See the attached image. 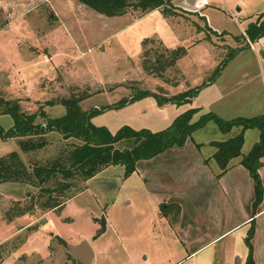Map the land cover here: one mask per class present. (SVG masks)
I'll use <instances>...</instances> for the list:
<instances>
[{"label": "rangeland", "instance_id": "1", "mask_svg": "<svg viewBox=\"0 0 264 264\" xmlns=\"http://www.w3.org/2000/svg\"><path fill=\"white\" fill-rule=\"evenodd\" d=\"M202 1L195 0L192 6L186 0H171L170 13L162 12L160 6L146 12L127 8L122 14L108 16L77 0H0L1 97L17 98L25 112L37 111L41 105L47 116H57L64 112L63 105L43 104L45 99L85 92L79 104L86 109L112 103L138 88L169 95L200 83L223 57L240 46L209 90L201 91L202 86L189 101L160 104L152 94H146L96 112L90 121L110 131L123 123L156 130L195 104L201 105L203 112L208 109L222 118L264 111V34L250 41L244 33L245 24L264 12V0H207L208 4L198 9L201 4L196 2ZM80 35L82 43L70 40ZM36 38L48 40L34 46ZM87 45L92 46L83 52L81 48ZM178 46L184 47L185 53L161 68L169 49ZM45 53L59 57L53 66L47 63L38 72L34 57ZM35 120L43 119L37 115ZM11 123L8 113H0L3 128ZM231 129L236 132L238 127ZM222 136L213 120L191 132L194 140L203 141V154L213 150L207 140H221ZM43 137V146L21 151L17 137L0 136V155L16 150L31 170L33 165L48 164L64 155L78 142L55 132ZM256 137V128L245 130L241 153ZM170 151L163 155L158 169L150 167L147 172L138 162L134 171L123 176L121 165L109 164L86 180L77 175L70 178L68 188L50 192L43 188L56 185L58 176L41 185L28 180L0 182V264H69L73 256L67 245L82 237L95 249L91 238L99 234L95 233L101 221L104 231L97 245L104 253L96 252L90 264H243L246 246L237 237L242 228L208 241L210 234L227 226L212 195L218 188L205 189L209 185L205 175L201 189L189 187L186 175L177 177L166 167L165 161L178 156ZM227 178L233 189H251L245 175L236 178L230 174ZM146 188L175 189L173 193L181 195V199L175 194L164 195L163 200L172 199L170 203L163 201L165 220L158 216L154 199L144 194ZM47 195L50 202L59 203L46 206ZM180 200L182 207L177 203ZM210 202L214 213L220 212L219 221L217 215L213 218L217 223L209 220L211 210L204 209L210 208ZM189 203L198 208L188 210ZM235 217L238 220L240 212ZM260 218L264 223V214ZM193 220L196 225H188ZM33 233L42 240L33 258L27 259L18 253L25 250V241ZM259 247L258 253L263 254L264 242ZM256 261L264 264V257L260 255Z\"/></svg>", "mask_w": 264, "mask_h": 264}, {"label": "trees", "instance_id": "2", "mask_svg": "<svg viewBox=\"0 0 264 264\" xmlns=\"http://www.w3.org/2000/svg\"><path fill=\"white\" fill-rule=\"evenodd\" d=\"M87 5L93 10L108 16L119 15L127 8L139 9L142 12L161 6L162 12L170 13L171 0H77ZM211 32H216L207 26ZM244 33L250 41L255 40L264 34V12L257 14L253 20L248 21L244 27ZM179 49V50H178ZM240 46L235 48L228 55L223 57L210 71L209 75L200 83L189 86L169 95L160 94L156 91L138 88L128 96H122L118 100L109 104L91 106L83 109L79 101L87 94L71 93L68 95L49 98L43 104L52 105L59 103L63 105L64 112L57 116H47L42 106L37 111L25 112L19 108L18 99H4L0 94V113H8L12 118L10 126L3 128L0 125L1 138L17 137V144L21 151L37 149L45 144L44 134L55 132L62 138H73L78 142L67 149L64 155L57 156L48 164L33 165L31 170H27L16 150H10L0 155V182L2 181H23L34 185H41L57 177V184L53 187L45 186L43 189H66L69 187V180L78 175L81 180H86L97 171L109 164H119L122 166V175L127 176L135 169L137 161L149 158L171 146H181L191 132L204 125L208 120H213L222 133H229L232 127H238L236 132L230 133L221 140H212L210 143L215 147L211 157L222 172L228 164L230 158L240 155L239 162L247 169L252 180L253 196L252 204L259 202L262 196V185L257 168L261 165V157L264 156V111L251 115H236L230 118H222L211 110L201 111L195 119L191 117L199 110L198 106H190L177 113L170 123L163 128L151 130L147 127H132L128 124L119 125L114 131H110L106 126L93 124L90 116L96 112L109 107H117L132 99L152 94L157 103H181L191 99V97L204 85L213 81L220 73L226 61L230 59ZM178 50V51H177ZM185 53L184 47L178 46L169 49L168 59L161 63V68L172 64L174 60ZM155 61L160 63L158 58ZM1 93V92H0ZM39 115L41 120H35ZM256 128L257 139L251 144L249 149L241 153L240 147L243 141V131L246 128ZM123 142L121 146L116 144ZM198 145V143H197ZM58 174V175H57ZM59 202L49 201L46 197V206L52 207ZM165 205H159V211L165 215ZM178 210L175 207V211ZM252 219V218H251ZM99 228L95 234L100 233L104 228V223L99 222ZM253 225L249 226L243 241L247 247V253L243 264H255L252 256V246L250 237ZM69 264H78L73 258Z\"/></svg>", "mask_w": 264, "mask_h": 264}, {"label": "crops", "instance_id": "3", "mask_svg": "<svg viewBox=\"0 0 264 264\" xmlns=\"http://www.w3.org/2000/svg\"><path fill=\"white\" fill-rule=\"evenodd\" d=\"M194 3H195V0H194ZM194 3L191 5L194 6ZM196 3L201 4V6L199 5L198 9H200L201 7L208 4L207 0H203L202 3L201 2H196ZM200 15L204 16L201 12H200ZM54 32H51V34H53ZM81 33H83V32L81 31ZM33 37L35 38V36H33ZM73 37H75V36H73ZM73 37L72 36L70 37L71 41L72 40L77 41L78 43H82V41H84L83 35L76 37V40ZM36 39H37V41L34 39V42H33L34 46H37L36 42H38V44H39V42H44V44H46V41L48 40L47 38H44V39L36 38ZM91 46L92 45H87V46H85V48L83 47L81 49H83V52H85V50L87 51L88 49L91 48ZM251 46H252V43H251ZM60 52H62V54L64 53L63 50H61ZM70 53L72 54V52H70ZM64 55H65V53H64ZM64 55H60V58H62V56H64ZM57 57H59V56H57L55 54L53 56L52 53H50V54L45 53L42 55L38 54L34 57L35 58L34 59V66L36 68H38L37 71L40 72L41 68H45L47 66V63H50V66H53V61H55V59ZM38 72H36V73H38ZM218 75L215 77V79L213 81L204 85L202 87L201 91H204V90L208 91L209 90L208 88H210L214 84ZM37 89L40 90L38 87H37ZM212 103L213 102H211V103L209 102L207 104H212ZM190 106H193V105H190ZM194 106H198V105L195 104ZM198 107H199V110L196 111L194 114H199L201 111H203V109L201 108L202 107L201 105H199ZM208 107H210V106H208ZM125 124H127V123H125ZM246 129H244V131H243V141H242V144L240 147L241 151H242L241 148H242V145L244 142V132ZM230 132L232 133L234 131H232V129H231L229 131V134H230ZM227 134L222 133L223 136L221 137V139H224L225 137H227ZM257 137H258V131H257ZM257 137L253 138L252 141L254 142V140H256ZM210 141H212V140H207V142L210 145H212L210 143ZM197 143H198V145H197ZM202 144H203V141L194 140L190 135V137L187 138L181 146H177L179 149L178 148L173 149V146H171V147L163 150L162 152H160L154 156H151V157L145 158V159H140L139 161H137V163L141 162V165H143V167L145 168V170L147 172H148L150 167H154V168L158 169L159 165L162 162L161 159H162L163 155L167 152V150H171L170 152L173 153V155L178 154V156H176V158H172L171 160L165 161L166 165H167L166 167L168 168V170L170 172L172 171L173 173H175L177 177L186 175V177L188 178V182L191 183V185L189 187H193V189H201L200 181L206 176L207 177L206 179L209 180V185L205 189H210L213 185L216 188H218V189H213L212 195H214V197H216V198H214V200L216 199L215 203H219L218 205H220V209L223 212V214H221V218L223 219V221L225 220V223H227V226L225 229L220 230L219 232H214L213 234H210L211 236L208 238L209 240L208 239L207 240L211 241L220 235L230 234L232 231H235L238 228H242V229L238 233L237 237L243 240V237L246 235V233L249 229V226L252 223L253 230H252V234L250 237V241H251V246H252V256L254 259V263L257 264L256 258L259 257L260 255L262 257H264V249H263V254L258 253L259 248H260L259 243L264 242V223H262L263 221H261L262 219L260 218L264 214V156H262L260 158L261 159V165L257 168L259 178L261 181V185H262V196H261V199L259 200V202L256 203L255 205H253L251 203L252 202V196H253L252 180H251V178L247 172V169L239 162L240 155H237L235 157L230 158L228 161L227 167L222 172H220V169L218 168L217 164L215 163V161L211 157V154L214 151L215 147L212 145L213 150L209 151L207 154H203L200 151ZM170 172H169V176L173 177L174 175L172 176ZM230 174L232 176H235L236 178H237L238 174L245 175L248 178V184H250L251 189H240V188L238 189L237 187H235V189H233L232 186L231 185L229 186V184H228L227 176ZM145 175H146L145 177L144 176H142V177L145 178V183H146V181L148 182L149 180H148V174H145ZM211 179H212V182H211ZM170 181H172V180L170 179ZM143 191H144V194H146L147 196L152 197L154 199L155 203L157 204L158 216L165 220V218H166L165 215H163L159 212V205L161 203H163V201H166V203L167 202L170 203L172 201V199L171 200L170 199L169 200H167V199L163 200V197L165 194L167 196H173V194H175V193H173V191H175V189H148V188H146V189H143ZM174 197H176L177 199L178 198L181 199L180 194H175ZM177 203L181 204V207L183 206L182 200L178 201ZM194 205H195V203H192V205H190V203H189L188 210H193V209L198 208L197 205H195V206ZM204 209L205 210L206 209L211 210L210 214H207L209 217V220H213V222L215 223L216 221L213 218L217 215V221H219L218 217H220V212L218 210H215V213H214L213 202H210V208H207L204 206ZM217 209H218V207H217ZM236 212L237 213L240 212V214H241V217L238 220L236 218L237 215L235 218H233L235 216ZM193 222H194V220H193ZM196 223L197 222H194V223L188 222V225H194L195 226ZM18 229H20V228L15 229V231L16 230L18 231ZM102 234H103V232H101L97 236H95V237L93 236V238H91L92 243L96 244L95 249L93 248V244L91 246V243L88 242L91 249H92L91 260L88 264L91 263L96 252L98 254L104 253L103 247H100L99 245H97V240L100 239ZM80 239H84V238L81 237V238H79V240ZM41 240H42L41 236H39L35 233L29 235V237L25 241V242H27L24 246L25 250L20 251L18 253V255L24 254L25 258H27V259L33 258V257H31L32 253L35 252L36 246L40 247V245H38V243ZM79 240H75V241L78 242ZM75 241H74V243H75ZM255 243H257V244H255ZM244 253L242 252V255L245 258L246 253H247V247L244 250Z\"/></svg>", "mask_w": 264, "mask_h": 264}, {"label": "water", "instance_id": "4", "mask_svg": "<svg viewBox=\"0 0 264 264\" xmlns=\"http://www.w3.org/2000/svg\"><path fill=\"white\" fill-rule=\"evenodd\" d=\"M188 3L193 4L194 0H186ZM239 7L236 6V9ZM69 253L75 258L79 264H88L91 260L92 249L85 239H80L78 242L67 245Z\"/></svg>", "mask_w": 264, "mask_h": 264}]
</instances>
